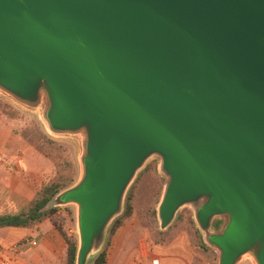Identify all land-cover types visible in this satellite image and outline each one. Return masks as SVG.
Wrapping results in <instances>:
<instances>
[{"label": "water", "instance_id": "1", "mask_svg": "<svg viewBox=\"0 0 264 264\" xmlns=\"http://www.w3.org/2000/svg\"><path fill=\"white\" fill-rule=\"evenodd\" d=\"M0 91L81 141L53 200L77 208L76 264L151 156L161 230L190 205L218 264H264V0H0Z\"/></svg>", "mask_w": 264, "mask_h": 264}, {"label": "rangeland", "instance_id": "2", "mask_svg": "<svg viewBox=\"0 0 264 264\" xmlns=\"http://www.w3.org/2000/svg\"><path fill=\"white\" fill-rule=\"evenodd\" d=\"M0 131L6 135L7 148L10 145L13 156L22 161V171L38 179L39 190L43 185L57 181H65L68 185L64 189L66 190L75 186L80 180L83 173L80 139L52 133L45 123L41 107L29 108L0 91ZM160 162L159 156L148 158L130 183L125 194V198L127 194H132L133 215L130 221L136 217L139 223L148 225L152 236L157 240L166 239L175 231L183 229L190 237L194 252L204 259V264H218L220 251L206 244L190 205L179 208L168 228L165 230L159 228L157 208L167 180L160 170ZM53 200L50 206L54 204ZM55 207H58L57 211L49 218L64 242L63 253L58 264H65L67 244L61 233L68 239L75 238L79 245L77 208L73 204ZM222 223L223 219L215 218L213 229L218 230ZM111 224L112 222L105 232L104 242L99 251L108 245L111 238L109 236ZM196 230L201 239L196 234ZM96 254L90 257L88 264H91ZM236 264L255 263L249 256H242Z\"/></svg>", "mask_w": 264, "mask_h": 264}, {"label": "crops", "instance_id": "3", "mask_svg": "<svg viewBox=\"0 0 264 264\" xmlns=\"http://www.w3.org/2000/svg\"><path fill=\"white\" fill-rule=\"evenodd\" d=\"M5 136L0 131V215L25 211L39 190L38 179L22 171ZM63 247L50 218L33 227L0 228V264H58ZM105 251V264H204L186 231L157 240L136 217L111 236Z\"/></svg>", "mask_w": 264, "mask_h": 264}, {"label": "trees", "instance_id": "4", "mask_svg": "<svg viewBox=\"0 0 264 264\" xmlns=\"http://www.w3.org/2000/svg\"><path fill=\"white\" fill-rule=\"evenodd\" d=\"M68 185L64 182L57 181L45 184L37 192L36 196L30 201L25 211L16 214L0 215V228L7 226L15 227H33L44 219L49 218L57 211L58 207L50 206L53 198ZM132 194H127L122 212L116 217L109 228V236L111 237L120 227L125 226L133 215ZM67 244L65 264H76V254L78 242L75 238L68 239L65 234L61 233ZM196 234L201 239L199 232ZM203 244V243H202ZM206 249L205 247H203ZM106 247L99 251L92 259L91 264L106 263ZM207 250V249H206Z\"/></svg>", "mask_w": 264, "mask_h": 264}, {"label": "bare ground", "instance_id": "5", "mask_svg": "<svg viewBox=\"0 0 264 264\" xmlns=\"http://www.w3.org/2000/svg\"><path fill=\"white\" fill-rule=\"evenodd\" d=\"M249 254L252 256L253 255V253L252 252H249Z\"/></svg>", "mask_w": 264, "mask_h": 264}]
</instances>
